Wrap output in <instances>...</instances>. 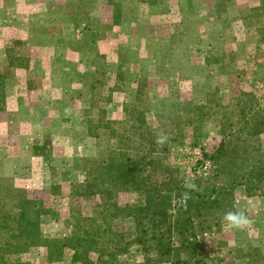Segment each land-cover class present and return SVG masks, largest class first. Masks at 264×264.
I'll return each instance as SVG.
<instances>
[{
    "label": "rangeland",
    "instance_id": "1",
    "mask_svg": "<svg viewBox=\"0 0 264 264\" xmlns=\"http://www.w3.org/2000/svg\"><path fill=\"white\" fill-rule=\"evenodd\" d=\"M221 1L223 2H218L216 9L220 21L224 22L220 26L216 24V28L213 25L207 26L204 22L206 34L216 29L222 31L227 24V9L222 5L226 6L228 0ZM247 1L253 7L250 9V19L244 22L248 33L243 29V24L241 29L247 34L251 52L240 50L236 57H231L219 45L220 41H224L223 45L226 44V40L218 37L213 39L211 34H204V39L198 42L202 53H197L193 48L190 50L188 47L191 45L187 46V50L186 40L179 34L173 41L166 39L164 27L160 29V35L153 34L150 29L154 25L149 22H156L146 17V10L141 9L139 20L141 25L148 27V36L151 35L149 40L138 43L130 36L122 40L120 37L109 36L114 44L110 47L112 49L104 54H91L85 72L74 76L73 89L58 90L51 95L45 90L39 94L31 92L36 94L29 97L32 102L30 106L43 114L41 122L48 133L53 135V139L22 130L15 110L6 112L8 105L0 110L1 194H6L13 188L26 189L31 198L44 200L58 212V218L46 217L43 221V230L49 236L69 233L67 221L74 212H82L84 215L92 213V199L78 198L71 193L72 184L85 179L83 159L104 158L108 156L112 146L106 138L90 136L89 121L99 118L98 109L89 112L92 101L99 102L98 107H106L110 119L122 120L125 118V103L133 102L141 96L144 103L150 106L149 122L155 128L165 127L168 117H172L181 104L204 103L211 94L227 103L243 92H252L264 110V0ZM155 2H159L162 7L165 5L163 0ZM94 3L95 0H76L66 6L77 26L82 28V24H86L85 28L90 30L89 37L84 40L87 45L97 38L94 31L96 27L88 23ZM17 5L20 7L14 8ZM162 11L171 14L174 19V24L167 32L189 31L187 25L178 22L176 9L164 8ZM31 12L32 9L22 5L20 0H0V37L14 39L6 45L7 76L12 75L16 68L29 65L28 53L31 48L27 41L19 38L24 33L21 31L30 30L32 34H45L48 39L50 37L49 27H25L21 23ZM130 16L135 17L132 14ZM157 27L155 29L159 33ZM100 34L99 38L106 36L98 33ZM73 45L77 48L81 43ZM65 75L68 77V72ZM38 82L41 83L39 80ZM64 82L62 79L58 80L55 86L60 87ZM29 85L30 88L39 87L35 80ZM24 93L30 95V92ZM12 96L14 98L12 97L10 105L14 107L16 95ZM27 96L23 98L28 102ZM26 134L29 137H23ZM222 141L218 128L209 124L203 137L198 140L188 129L185 138L172 144L169 162L180 169L187 187L195 186L197 179L214 173L212 160L203 154L215 152ZM248 142L252 146H262L264 152V134L251 137ZM251 192L244 185L238 186L235 191L232 212H242L249 220L243 230L226 229L222 225L215 233L204 237L203 243L208 253L207 264H264V187L253 195H250ZM115 225L117 229L127 231L132 228L133 223L121 219ZM71 257L72 252L67 250L61 264H72ZM25 258L33 264H50L47 261V251L42 247L33 249ZM106 264H153V260L140 247L134 246L127 252L119 253L115 260Z\"/></svg>",
    "mask_w": 264,
    "mask_h": 264
},
{
    "label": "trees",
    "instance_id": "2",
    "mask_svg": "<svg viewBox=\"0 0 264 264\" xmlns=\"http://www.w3.org/2000/svg\"><path fill=\"white\" fill-rule=\"evenodd\" d=\"M4 98L0 88V110ZM98 104L90 105L89 112L98 109L99 118L89 121L88 130L112 146L104 158L83 159L85 179L71 190L94 201L92 213L74 212L67 221L69 233L49 236L43 221L58 218V212L26 189L0 192V264H33L25 256L39 247L46 249L50 264L63 263L67 250L72 264H106L134 246L153 264H207L203 239L234 210L238 186H246L250 195L264 187L263 148L248 142L264 134V110L256 95L243 92L226 103L211 94L204 103L185 102L162 128L151 126L150 106L141 96L125 103L122 120L110 119ZM209 124L223 137L215 152L203 154L212 160L214 173L190 188L169 162L171 147L188 129L195 139L203 137ZM121 219L132 221V228L117 229Z\"/></svg>",
    "mask_w": 264,
    "mask_h": 264
},
{
    "label": "crops",
    "instance_id": "3",
    "mask_svg": "<svg viewBox=\"0 0 264 264\" xmlns=\"http://www.w3.org/2000/svg\"><path fill=\"white\" fill-rule=\"evenodd\" d=\"M163 1L165 5L162 7L155 0H95L93 12L89 14L88 23L96 27L94 31L97 33V38L87 45L84 40L89 37L90 30L85 28L86 24H82V28L77 26L68 8H66L67 5L75 3L76 0H20L22 5L32 9V12L21 23L26 25L25 27H49L48 33H50V37L48 39L45 34H42V36L32 34L30 30L21 31L24 33L19 38L27 41L28 46L30 45L29 47L31 48L30 53H28V56H30L29 65L16 68L10 76L5 74L8 67L6 45L14 39L8 36L0 37V88L5 95L4 106L6 108L8 105L9 107L6 108V112L15 110L16 118L19 119L22 130H29L32 134L45 135L44 137L47 135V138L53 139V135L48 133L47 128L41 122L42 118L40 117H43V114L30 106L32 102L29 97L37 92V94L43 93L44 90L51 95L58 90L73 89L72 81L74 76L85 72L86 65L91 60V54H94V56L98 53L104 54L112 49L110 47L114 44L109 36L120 37L121 40L130 36L138 43L149 40L151 35L149 34L148 36V27L141 25L139 20L141 9L146 10V17H150L156 22L155 24L149 22L154 25V28L150 29L153 34L160 35L162 33L160 29L164 27L166 28V39L173 41L175 36L179 34L186 40V48L191 45V47H188L190 50L193 48L197 53H202L198 42H201L204 39L203 35L206 34L204 22L207 23V26L213 25V28H216L215 26L217 25L220 26L221 22H224L220 21L216 9L219 6L218 2L222 3L223 1ZM234 1V3H231L228 0V2L226 1V6L222 5V7L227 9L228 14V16L226 15L228 21L226 19L227 24L223 27L224 30L217 31L216 29V31L213 30L208 33L211 34L213 39L218 37L226 40V44L223 45L224 41H220L219 45L221 44L223 50L227 51L231 57H236L240 50L251 52V48L247 44V34L243 33L241 26L243 24L242 27L246 32L247 29L244 22L250 19V9L253 7L249 5L247 0ZM19 7L17 5L14 8ZM172 7L178 13L176 17L178 22L187 25L189 31H183L184 33H180V31L176 33L174 31L167 32L169 27L174 24V19L171 14H166L162 10ZM126 13H129V15ZM130 14L135 15V17L130 16ZM156 27L159 28V33L156 32ZM143 30L145 31L143 32ZM98 33H102V35L104 33L106 36L99 38L98 36H101V34L98 35ZM66 42H70V44ZM76 42L81 43L80 47L76 48L73 45ZM106 45L108 46L105 47ZM67 72L68 77L65 75ZM61 79L63 82L65 81L64 85L55 86L56 81ZM32 80L37 81L39 87L30 88L29 83H32ZM26 91L30 92V95H25L24 92ZM32 91L36 93H31ZM12 95H16L15 103H13L14 107L10 105V101L13 102ZM24 96H27L28 102L23 98ZM10 97L11 100H9ZM60 111L57 110V112ZM41 114L42 116H40ZM33 127L35 129H32ZM23 137H29V134L23 135Z\"/></svg>",
    "mask_w": 264,
    "mask_h": 264
},
{
    "label": "clouds",
    "instance_id": "4",
    "mask_svg": "<svg viewBox=\"0 0 264 264\" xmlns=\"http://www.w3.org/2000/svg\"><path fill=\"white\" fill-rule=\"evenodd\" d=\"M222 220L226 229L243 230L249 224V220L242 212L229 211L224 214Z\"/></svg>",
    "mask_w": 264,
    "mask_h": 264
}]
</instances>
